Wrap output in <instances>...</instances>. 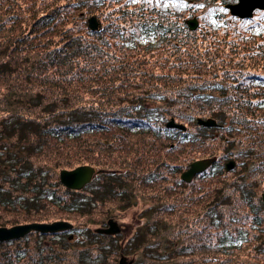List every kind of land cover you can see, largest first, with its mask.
I'll list each match as a JSON object with an SVG mask.
<instances>
[{"label": "trees", "instance_id": "obj_1", "mask_svg": "<svg viewBox=\"0 0 264 264\" xmlns=\"http://www.w3.org/2000/svg\"><path fill=\"white\" fill-rule=\"evenodd\" d=\"M190 2L0 0V137L12 155L0 225L72 223L0 241V264H108L105 253L134 247L141 264H264V85L251 93L243 77L262 54L260 18L215 10L190 29ZM200 157L215 160L183 181ZM84 163L99 170L92 180L64 186L59 170ZM138 199L143 222L114 247L95 227Z\"/></svg>", "mask_w": 264, "mask_h": 264}, {"label": "water", "instance_id": "obj_2", "mask_svg": "<svg viewBox=\"0 0 264 264\" xmlns=\"http://www.w3.org/2000/svg\"><path fill=\"white\" fill-rule=\"evenodd\" d=\"M264 0H238L234 4H226L232 15H239L240 17H250L252 14V9L256 6L262 8ZM188 26L194 29L198 22L195 18H191L187 21ZM89 27L96 28L98 25V20L95 16H91L88 19ZM197 123L204 126H215L216 121L212 117L200 118L197 117ZM167 127H176L184 130L186 126L183 123H177L173 117H171L167 123ZM215 160L214 157L199 158L191 161L187 168L180 173V178L184 181H190L192 177L204 171L211 163ZM234 166V160H228L225 162V169L229 170ZM98 172L93 166L89 164L78 165L71 169H61L59 171L60 181L67 187L72 189H81L86 183H88L92 176ZM262 201L264 202V191L261 193ZM114 223V221H113ZM72 228V223L65 219H56L53 221H32L17 223L10 226L0 225V241L10 240L19 238L30 231H38L41 233L46 232H58L63 230H68ZM95 231L99 233L110 234L113 232V225L109 223L106 227H96ZM122 264V258L119 261Z\"/></svg>", "mask_w": 264, "mask_h": 264}, {"label": "rangeland", "instance_id": "obj_3", "mask_svg": "<svg viewBox=\"0 0 264 264\" xmlns=\"http://www.w3.org/2000/svg\"><path fill=\"white\" fill-rule=\"evenodd\" d=\"M190 1H192V0H190ZM183 2H186V0H154V3L155 4H159V5H168V6H172V5H174V6H179V4L180 3H183ZM238 2V0H229L228 1V3H222V4H220L221 3V0H213V1H210V0H194V2L192 3V2H190V4H188L187 3V8H189V11H191V10H194V11H192V12H194V14H192V16L190 15V16H188V17H185V19H186V23H187V21L189 20V19H191V18H195L196 20H197V22H198V19H199V16H201L202 15V13L205 15V16H216V14L217 13H215L214 11L215 10H218L217 12H218V14H223V15H231L232 17L233 16H235V15H232L231 13H230V10H229V8L226 6V4H234V3H237ZM91 16H95V18H97V20H98V25H97V27L96 28H98L99 27V25H100V19H98V17L96 16V15H89L88 17H87V22H86V26H88V19L91 17ZM252 19V14H251V16L250 17H240L239 15H237V17L235 18V20H245V23L243 22V24L244 25H247V23H248V21H246V20H251ZM255 20H256V18H254ZM257 21V20H256ZM259 21V24H253V25H251V29L252 30H258V29H260L261 31H262V34H261V39H262V42L264 43V26H263V22H262V19H259L258 20ZM249 23H251V22H249ZM188 25V24H187ZM198 25V24H197ZM189 27V26H188ZM238 27V26H237ZM89 28V27H88ZM96 28H93V29H96ZM190 28V27H189ZM90 29H92V28H90ZM191 29V28H190ZM252 47H257L258 45H251ZM260 46V49H261V52H262V54H261V57H260V59H258V61H256L255 62V66L253 67L252 66V68L250 69V71H249V73L248 74H246L245 76H243L245 79H244V81H245V83H246V85H249L250 84V92L252 93V91H254L255 89H257V85H260L261 87H260V89H262L263 90V85H264V45H259ZM255 52V51H254ZM252 60H250L249 61V63L251 62ZM4 114H3V112L2 111H0V118L3 116ZM201 118V117H200ZM207 118V117H206ZM227 121L229 120L228 118L226 119ZM225 120V123H224V125L225 124H227V121ZM179 123V122H178ZM0 148H2L3 149V151H5V150H10V152H11V148L10 147H8L6 144H5V141H4V139L3 138H1L0 137ZM12 156V155H11ZM200 158H205V157H200ZM215 158V157H214ZM196 159H199V158H196ZM196 159H194V160H196ZM193 161V160H192ZM228 161V160H227ZM191 162V161H190ZM189 162V163H190ZM226 162V161H225ZM225 162H224V166H225ZM188 163V164H189ZM85 164V163H84ZM79 165H82V164H79ZM76 166H78V165H76ZM76 166H74V167H76ZM92 166V165H91ZM188 166V165H187ZM234 166H235V161H234ZM233 166V167H234ZM74 167H72V168H74ZM232 167V168H233ZM187 168V167H186ZM186 168H184V169H186ZM61 169H71V168H61ZM60 169V170H61ZM183 169V170H184ZM59 170V171H60ZM182 170V171H183ZM99 171V170H98ZM181 171V172H182ZM180 172V173H181ZM59 174V173H58ZM95 175V174H94ZM94 175L92 176V178L94 177ZM179 176H180V174H179ZM194 177V176H193ZM192 177V178H193ZM92 178H91V180H92ZM60 179V178H59ZM90 180V181H91ZM184 181V180H183ZM191 181V180H190ZM62 183V182H61ZM63 184V183H62ZM64 185V184H63ZM65 186V185H64ZM67 187V186H66ZM67 188H69V187H67ZM70 189H72V188H70ZM264 191V186H263V188H262V190L260 191V194L262 193ZM113 206V204L112 205H109V204H107V205H99V207H105V208H107L108 210H112V207ZM147 206V202L143 199H138L137 200V203L135 204V205H132V206H129V208H126V209H123V210H117V209H115V210H112L111 211V215H109L107 218L108 219H114V221L116 220L119 224H121V226H122V228H123V230L121 231V232H119V233H117L116 235H114V236H118V237H120V236H122V239L120 240V241H117V243L119 244V247L118 248H120L121 247V245H122V243H124V241H125V239L127 238V237H129L130 236V234L134 231V229L135 228H137V227H139L140 226V224L143 222V218L141 217V215H140V209L142 208V207H146ZM107 219V220H108ZM54 220H56V219H54ZM106 220V221H107ZM49 221H53V220H49ZM48 221V222H49ZM39 222H44V221H39ZM99 227V226H98ZM96 228V227H95ZM46 233H55V232H46ZM110 234H112V233H110ZM26 235V234H25ZM111 236H113V235H111ZM72 238H76V239H78V238H80L79 240H81V238H84V240L85 241H87L88 242V240H89V237H83V236H81V237H78V236H75V233H72ZM136 239H138V238H136ZM43 240H44V244L45 245H50L51 244V241H53V238H51V237H49V238H43ZM48 240V241H47ZM111 240H114V239H111ZM83 241V240H82ZM72 242H74V241H72ZM120 242H121V245H120ZM111 244H113L114 245V247L116 246V241L115 242H113V243H111ZM96 245H98V244H96V243H92V247H95ZM73 246L74 247H81L82 246V244H76V243H73ZM85 246H88V247H91V245H89V243L87 244V245H85ZM83 247V246H82ZM134 248H136V250L135 251H132V252H139V253H141V256H145V254L146 253H142V252H140V250L139 249H137V247H134ZM140 248V247H139ZM118 252H120L119 251V249L117 250V252H114L115 254L114 255H112V256H110V255H108V258H109V263L108 264H118V256H119V254H118ZM107 253H109V252H107ZM117 253V254H116ZM124 254H127V253H125V252H123ZM164 255V254H163ZM141 256H139L138 257V259H136L135 261H136V264H141L142 262V260L140 259V257ZM166 256V255H165ZM130 258V257H129ZM120 261V260H119ZM139 262V263H138ZM144 262V261H143ZM154 263V262H153ZM165 262H161V261H159V262H156L155 264H164Z\"/></svg>", "mask_w": 264, "mask_h": 264}, {"label": "flooded vegetation", "instance_id": "obj_4", "mask_svg": "<svg viewBox=\"0 0 264 264\" xmlns=\"http://www.w3.org/2000/svg\"><path fill=\"white\" fill-rule=\"evenodd\" d=\"M233 17L236 18L237 16H233ZM252 18L262 19V22H263L262 24L264 26V3H263L262 8L256 6L252 9ZM262 105H264V99L262 100ZM11 170H12V156H11L10 150L3 151V149L0 148V181L2 179L8 178L9 174L11 173ZM113 221H114V219L113 220L108 219L106 221V224L103 227H106L109 225V223H111L113 225V232H112L113 236H111V239H114L115 241H120L122 239V236L118 237V236H114V235L121 232L123 230V228H122L121 224H119L116 220L114 221V223H113ZM126 239H128V237ZM69 240L75 241L76 238L74 239V238H72V236H69ZM81 240H83V239L81 238ZM120 244H121V242H120ZM114 254L115 253H105L106 256H108V255L112 256ZM118 254H119L118 264H120L119 263L120 258H122V264H136L135 260L139 256H141V253H139V252H128L127 254L118 252Z\"/></svg>", "mask_w": 264, "mask_h": 264}, {"label": "bare ground", "instance_id": "obj_5", "mask_svg": "<svg viewBox=\"0 0 264 264\" xmlns=\"http://www.w3.org/2000/svg\"><path fill=\"white\" fill-rule=\"evenodd\" d=\"M88 27H89V25H88ZM89 28H91V27H89Z\"/></svg>", "mask_w": 264, "mask_h": 264}]
</instances>
